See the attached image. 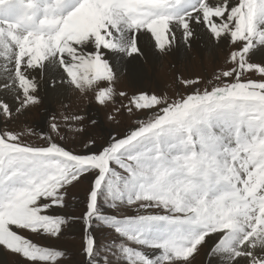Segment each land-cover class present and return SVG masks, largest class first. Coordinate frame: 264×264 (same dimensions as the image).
Wrapping results in <instances>:
<instances>
[{"label": "snow or ice", "instance_id": "1", "mask_svg": "<svg viewBox=\"0 0 264 264\" xmlns=\"http://www.w3.org/2000/svg\"><path fill=\"white\" fill-rule=\"evenodd\" d=\"M45 4L54 25H0V251L65 264L78 231L79 264H264V0ZM201 39L227 49L211 78L180 75L173 96L136 86L144 58ZM73 91L84 110L21 119ZM102 112L134 123L97 139Z\"/></svg>", "mask_w": 264, "mask_h": 264}, {"label": "rangeland", "instance_id": "2", "mask_svg": "<svg viewBox=\"0 0 264 264\" xmlns=\"http://www.w3.org/2000/svg\"><path fill=\"white\" fill-rule=\"evenodd\" d=\"M57 0H52V3H56ZM71 6L70 2H66L64 5V11ZM46 7L45 0H0V14L8 12L14 23H8L5 20L0 21L4 27H11L14 32H18L20 35L27 36L32 31L39 28L40 25L45 23L55 24L56 21L51 19L45 20L44 9ZM7 15V13L5 14ZM16 22V23H15ZM17 22H24L25 24L20 26ZM3 23V24H2ZM227 49L223 47H217L211 55L203 53L197 56H193L190 53V57L186 60H170L166 56L157 57L153 63L143 62L140 63V74L136 77V86L147 90L148 92L166 93L169 96H173L177 91L182 92L183 89L177 88V77L182 75L189 78H211L212 74L223 66L226 57ZM143 61H146L145 58ZM101 73H98L100 75ZM149 77H144L145 75ZM117 89L132 90L129 81L126 77H121L116 85ZM50 94L45 97V103L41 105L40 109L33 108L30 112H27L22 120L29 122L30 124L39 123L46 115H51L55 112L57 115L65 108L69 114L73 111H82L87 107L88 101L81 96L79 92H71L64 97L49 98ZM103 97V94H101ZM103 123V130L97 128L90 130V134L100 139L107 135V131L112 129L115 134L123 135L126 128L134 123L133 118L122 117L119 124H110L104 118L103 112L100 117ZM39 142V141H37ZM79 149V144L70 145ZM83 186L80 188L72 189L69 197L70 203L73 202V197H83ZM68 212L72 215L79 214L78 207H70ZM98 238L101 241L109 239V235L106 230H100ZM80 244V233L78 231L67 232L65 237L60 242V246L66 250L68 260L65 264H79L81 256L77 253V249ZM5 256L6 264H15V257L7 252L2 251ZM196 264H202V254L196 257Z\"/></svg>", "mask_w": 264, "mask_h": 264}, {"label": "bare ground", "instance_id": "3", "mask_svg": "<svg viewBox=\"0 0 264 264\" xmlns=\"http://www.w3.org/2000/svg\"><path fill=\"white\" fill-rule=\"evenodd\" d=\"M22 1H24V0H22ZM6 13H7V15H5ZM6 13L0 14V21H4L5 20L8 23H14L13 20L10 21V19H12V18L8 14V12H6ZM17 24L23 27V25H21V24H25V23L24 22H17ZM217 47H219V46H212V45H210L208 43V41L206 39H201L199 41H195L190 49L189 48H185L183 45H178L175 48V50L171 54L167 55L166 57L169 58L170 60H186V59H188V57H190V53H192L193 56H197V55H200V54H203V53L204 54L208 53L209 55H211L212 52H214V50H216ZM156 58H157V56H149V57L145 58L146 61L142 60L141 63H143V62L153 63L156 60ZM139 74H140V67H139L137 76ZM144 77H149V76L146 74ZM44 94H45V97L47 96V94H50L49 98L55 97V95L51 94V93H44ZM65 95H63V97ZM4 254L5 253L0 251V264H6ZM202 264H206V260H205V257L203 255V253H202Z\"/></svg>", "mask_w": 264, "mask_h": 264}]
</instances>
